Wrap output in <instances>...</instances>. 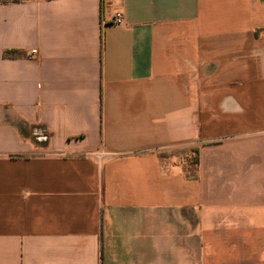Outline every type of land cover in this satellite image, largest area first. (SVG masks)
I'll use <instances>...</instances> for the list:
<instances>
[{"label": "crops", "instance_id": "crops-1", "mask_svg": "<svg viewBox=\"0 0 264 264\" xmlns=\"http://www.w3.org/2000/svg\"><path fill=\"white\" fill-rule=\"evenodd\" d=\"M0 264H264V0H0Z\"/></svg>", "mask_w": 264, "mask_h": 264}, {"label": "built area", "instance_id": "built-area-1", "mask_svg": "<svg viewBox=\"0 0 264 264\" xmlns=\"http://www.w3.org/2000/svg\"><path fill=\"white\" fill-rule=\"evenodd\" d=\"M115 22L120 23L122 21V14L120 12L115 13ZM36 51H32V54H34Z\"/></svg>", "mask_w": 264, "mask_h": 264}, {"label": "trees", "instance_id": "trees-1", "mask_svg": "<svg viewBox=\"0 0 264 264\" xmlns=\"http://www.w3.org/2000/svg\"><path fill=\"white\" fill-rule=\"evenodd\" d=\"M195 153L192 154L193 157V162H197V157H196V150L194 151Z\"/></svg>", "mask_w": 264, "mask_h": 264}, {"label": "rangeland", "instance_id": "rangeland-1", "mask_svg": "<svg viewBox=\"0 0 264 264\" xmlns=\"http://www.w3.org/2000/svg\"><path fill=\"white\" fill-rule=\"evenodd\" d=\"M193 158V157H192Z\"/></svg>", "mask_w": 264, "mask_h": 264}]
</instances>
